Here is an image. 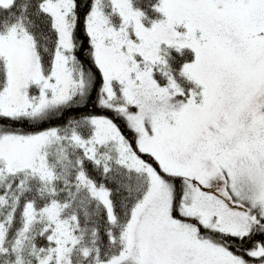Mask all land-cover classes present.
Instances as JSON below:
<instances>
[{
	"label": "snow or ice",
	"instance_id": "obj_1",
	"mask_svg": "<svg viewBox=\"0 0 264 264\" xmlns=\"http://www.w3.org/2000/svg\"><path fill=\"white\" fill-rule=\"evenodd\" d=\"M0 264H264V0H0Z\"/></svg>",
	"mask_w": 264,
	"mask_h": 264
}]
</instances>
